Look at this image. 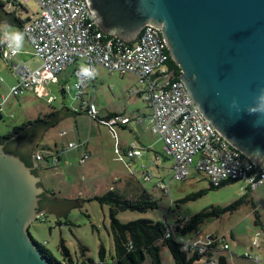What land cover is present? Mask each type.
<instances>
[{
	"label": "rangeland",
	"instance_id": "1",
	"mask_svg": "<svg viewBox=\"0 0 264 264\" xmlns=\"http://www.w3.org/2000/svg\"><path fill=\"white\" fill-rule=\"evenodd\" d=\"M0 1L5 5L6 12L14 13L24 22L40 14V6L36 0ZM8 24L23 31L19 25ZM3 30L4 25L0 23V32ZM12 61L7 62L0 56V136L8 134L14 127L49 114L53 109L80 110L71 78L68 80L71 93H67L66 96L63 95L61 84L58 82H49L44 86L50 90L46 96H43L42 91L40 93L26 91L17 96L11 94L13 87L18 85L20 77V74L16 73L17 69H13L14 64H17L18 68L30 69H36L42 64L41 60L34 56L33 48L26 36L22 51ZM64 75L65 72L59 76L60 79H63ZM94 77L88 95L98 110V118L105 120L107 116L121 115L131 120L127 126L121 123L115 126L121 142L137 143L132 131L136 128L148 140L157 142L154 150L162 159L163 144L157 141L150 129L151 108L149 111L140 96L131 95L132 90L141 89L144 85L139 84V80L130 74L110 73L105 69H99L98 75ZM137 118L143 121L137 124L135 123ZM136 124L139 126L136 127ZM62 131L67 132V135L59 136V132ZM70 141L74 144L86 142L87 149L91 150L87 161L81 163L78 149L69 148ZM36 146L35 152L43 157L39 162L41 174L39 177L42 183L40 185H43L55 199L64 200L67 204L59 217L45 214L33 221L29 232L33 240L50 251L57 260L64 263L62 248L64 243L70 257L79 264L83 262L90 264L89 260L99 262L101 245L106 249L107 260L111 261L114 245L110 209L107 205H101L95 197L102 196L109 190H115L133 198L145 190L158 201V208L145 213L120 212L117 218L121 222L149 219L167 222L173 227L177 221L190 219L203 209L210 207L226 209L243 199L244 204L236 210L204 222L198 230V235L197 232H193L184 238L188 241L205 239L207 235L224 238L229 249L215 253L216 264L222 256L227 259L228 264H264L243 258L244 253L250 251L255 239V231L261 230V226L255 224L254 208L264 224V184L254 192L247 190L241 181L211 189L206 175L194 169L190 170L187 179L171 182L173 173L169 169L173 161L166 159L162 160L161 177L164 183L169 185L170 194L165 195L157 186L158 172L152 167L149 159L143 157L130 162L131 159L125 156L126 152L120 148L125 162L119 161L114 151V139L108 127L97 120H90L85 113L65 118L57 126L42 133ZM57 151H60L59 163H56ZM127 163H131V168H128ZM143 164L148 167L146 170L152 173L150 181L144 180L145 171L141 168ZM202 190H206L204 195L194 200H185ZM82 248L86 250L84 257L81 256ZM161 257L163 264H174L171 254L165 247L162 248ZM142 264H151V258L146 256ZM199 264L211 263L203 257Z\"/></svg>",
	"mask_w": 264,
	"mask_h": 264
},
{
	"label": "water",
	"instance_id": "2",
	"mask_svg": "<svg viewBox=\"0 0 264 264\" xmlns=\"http://www.w3.org/2000/svg\"><path fill=\"white\" fill-rule=\"evenodd\" d=\"M88 2L101 30L124 41L135 40L146 25L159 27L180 80L204 117L243 156L264 165V123L254 126L264 117L247 111L264 89V0ZM233 100L237 107H231ZM74 115L61 111L63 119ZM42 133L27 131L8 149L34 147ZM38 167L36 160L30 167L0 144V264H51L29 228L41 214L59 217L67 202L43 193L41 178L33 173ZM42 195L53 205L40 211Z\"/></svg>",
	"mask_w": 264,
	"mask_h": 264
},
{
	"label": "built area",
	"instance_id": "3",
	"mask_svg": "<svg viewBox=\"0 0 264 264\" xmlns=\"http://www.w3.org/2000/svg\"><path fill=\"white\" fill-rule=\"evenodd\" d=\"M36 1L40 6V14L26 22L23 31L34 55L42 64L36 69L18 68V65H15L20 77L18 85L11 91L12 95L17 96L26 91L35 92L47 86L49 82L57 83L58 75L73 65H77L73 89L75 98L79 101L91 87L94 78L84 77L81 74L82 67L93 70L94 75L98 66L110 73L135 75L148 87L142 97L152 109L150 129L161 136L163 153L173 161L171 182L187 179L190 170L194 169L204 173L214 187H219L224 182L241 181L247 190L254 191L264 184V165L247 159L231 146L204 117L183 82L171 80L168 74L171 54L159 27L146 25L135 40L128 42L113 35L108 37L101 30L88 0ZM16 55L12 54L5 44L0 43V56L5 61H12ZM70 90L69 85L64 86L65 92ZM84 105L90 120L96 119L97 110L94 103L85 102ZM117 120L115 118L105 124L115 139V154L118 160L122 161L124 155L118 145L115 129ZM121 121L127 123L128 119L122 118ZM69 148L81 150L84 143H69ZM141 154V150L132 145L125 156L134 158ZM87 157L88 153L83 151L81 163H84ZM159 159L160 157L156 156L154 164H157ZM35 160L42 161V155L37 153ZM145 173L144 180L150 181L151 173ZM157 186L165 195L170 194V187L163 180L159 181ZM177 241L185 252L205 255L211 264H216L215 253L229 249L224 238L214 235L193 241L179 236ZM263 246L264 230H256L250 251H246L243 258L263 263Z\"/></svg>",
	"mask_w": 264,
	"mask_h": 264
},
{
	"label": "trees",
	"instance_id": "4",
	"mask_svg": "<svg viewBox=\"0 0 264 264\" xmlns=\"http://www.w3.org/2000/svg\"><path fill=\"white\" fill-rule=\"evenodd\" d=\"M4 7L5 5L0 1V10L4 13V16L0 15V20L19 25L23 28V25L28 22L29 19L24 22L16 17L14 13H7ZM1 17L3 18L1 19ZM108 37L111 36L108 35ZM168 69L171 80H180V68L171 57L168 61ZM110 118L112 117L109 116L105 120H109ZM62 120L61 111L53 109L49 114L39 117L35 121L14 127L8 134L0 136V143L9 140L16 142L17 139L15 137L18 138L30 130L41 129L44 133L48 129L57 126ZM11 145L13 144L11 143ZM5 151L8 152V147L5 148ZM36 154L35 152L34 159ZM38 171H40L39 167ZM233 182L236 181L224 182L219 187H214L210 184V187L211 189H218ZM205 192L206 190H202L197 194L187 197L185 200H194L196 197L204 195ZM95 200L101 205H107L110 209L114 255L111 261H108L106 249L101 245L99 249V262L89 260L90 264H142L146 256L151 258V264H163L161 257L163 247L168 249L174 264H199L201 259L206 256L198 253L185 252L182 249V245L177 241V238L179 236L185 237L193 232H198L200 226L204 222L214 218H220L222 214L232 212L244 204V200L241 199L226 209L217 207L206 208L190 219L177 221L175 225L171 227L167 222L162 221L138 219L123 223L117 218L120 212L131 211L145 213L149 210H156L158 208V201L148 191H141L136 197L132 198L125 194H120L115 190H109L102 196H96ZM255 209L256 208H254L255 224L261 225L260 216ZM36 245L51 264H79L70 257V253L64 243H62L63 254L65 256L64 263L57 260L53 254L46 250L41 244L36 242ZM85 252L86 250L82 248V257L85 256ZM83 264H86V262H83ZM217 264H228V261L222 256L219 258Z\"/></svg>",
	"mask_w": 264,
	"mask_h": 264
},
{
	"label": "crops",
	"instance_id": "5",
	"mask_svg": "<svg viewBox=\"0 0 264 264\" xmlns=\"http://www.w3.org/2000/svg\"><path fill=\"white\" fill-rule=\"evenodd\" d=\"M4 10H5V7H4ZM7 13H10V12H7ZM17 17V16H16ZM30 20V19H29ZM28 20V21H29ZM26 24V23H25ZM24 24V25H25ZM24 25H23V27H24ZM35 56V55H34ZM11 62H13V61H11ZM15 65H17V64H14L13 65V69L15 68ZM76 66L77 65H73V66H70V67H68V68H66L63 72H65V75L63 76L64 78L63 79H60V75L63 73H60L59 75H58V83L59 84H61V91H63L62 93H63V95H67V93H71V90L69 91V92H65L64 91V86L65 85H69L70 86V84L68 83L69 81V79L71 78L72 80H73V83H74V81H75V79H74V71H75V68H76ZM99 69H103L104 70V68L103 67H100V66H98L97 68H96V72H95V76L96 75H98V73H99ZM106 70V69H105ZM16 73H19L18 71H16ZM131 75V74H130ZM132 76H134V77H136L139 81H138V83L139 84H141V85H144L143 86V88H141V89H136V90H132L131 91V95H133V96H140L141 98H143L142 97V93L148 88L147 87V84L144 82V81H142L139 77H137V76H135V75H132ZM95 78V77H94ZM146 87V88H145ZM95 89V88H94ZM40 91H42L43 92V96H46L47 94H49V88H44V87H42V88H40V89H37L36 91H35V93H40ZM46 94V95H45ZM89 89L85 92V95L83 96V98H82V100H78L79 101V105H80V110L79 109H75L76 111H71V110H67V111H70V112H72V113H74V114H78V113H85L86 115H88L87 114V111H86V108H85V106L86 105H84L83 106V104L86 102V103H94L92 100H90V98H89ZM76 99V98H75ZM51 100V99H50ZM77 100V99H76ZM143 100H144V98H143ZM145 101V100H144ZM82 102H84L83 104H82ZM145 103H146V101H145ZM147 104V103H146ZM95 105V104H94ZM83 106V107H82ZM147 108L149 109L150 107H149V105L147 104ZM96 110H97V108H96ZM1 111V110H0ZM63 111V110H62ZM149 111H150V109H149ZM150 117H151V115H152V109H151V111H150ZM108 117V116H107ZM112 118H110L109 120H101V119H99L98 118V110H97V118L96 119H94V120H97V121H99V122H101V123H103V124H105V122L106 121H110V120H112V119H115V118H117L118 120H117V123H116V125H118V123H121V124H125L126 126L130 123V121L131 120H128V122L127 123H122V121H121V119L123 118V119H125L123 116H121V115H113V116H111ZM149 117V118H150ZM148 118V119H149ZM127 119V118H126ZM143 121V119H141V118H137V120H136V122L135 123H137V124H140L141 122ZM136 124V127L137 126H139V125H137ZM106 125V124H105ZM107 126V125H106ZM108 127V126H107ZM109 129V128H108ZM109 131H110V129H109ZM132 131H134V134H135V137H136V139H137V143L136 142H134V141H130V142H127V143H122L121 142V140H120V138H119V135H118V145H119V147L120 148H123V150H124V152H127V150L132 146V145H135V147H137L138 149H140L141 150V155L140 156H137V157H134V158H130L131 160H130V162L131 161H133V162H135L136 160H138V159H141V158H143V157H147L148 159H149V162H150V164L152 165V167L153 168H155L156 170H157V172H158V177H157V185H158V182L159 181H161V180H163L162 179V177H161V169L163 168L162 167V160L163 161H165L166 159H170V158H168L166 155H164V153H163V157H162V159L160 158L159 159V161H158V163L157 164H154V159H155V157L157 156V154H156V151L154 150V148H155V146H156V143L157 142H151L150 140H148L147 139V137H144L143 136V133H139V130L137 131L136 130V128H134V129H132ZM131 131V133H133ZM65 131H62V132H59V136H64V135H67V132H65V134H63ZM117 132V131H116ZM136 132V133H135ZM110 133H111V131H110ZM112 134V133H111ZM118 134V133H117ZM152 134L153 135H155L156 136V138H157V141H159V142H162V144H163V140H162V138H161V136L159 135V134H156V133H153L152 132ZM113 136V135H112ZM113 139H114V137H113ZM69 143H73L72 141H70ZM79 143H84V148L83 149H81V150H77L78 152H79V159H80V161H81V158H82V153H83V151H85L86 153H88V157H87V159H89V157H90V155H91V150H89V149H87V146H86V142L84 141H81V142H79ZM56 144V143H55ZM114 147H115V139H114ZM162 149H163V146H162ZM62 150L63 151H66V150H64L63 148H62ZM114 151H115V149H114ZM163 151V150H162ZM153 153V154H152ZM51 156H53L52 154H51ZM56 156H57V159H56V161H57V163H59V161H60V151L58 152H56ZM164 158V159H163ZM87 159L85 160V161H87ZM120 161V160H119ZM41 162V161H40ZM122 162H125V158H124V160H122ZM127 166H128V168H131V163H127L126 164ZM172 167V166H171ZM142 169H144V171L146 172L147 170V166L146 165H142V167H141ZM170 171H171V168L169 169ZM144 172V176H145V173ZM148 172V171H147ZM151 173V172H150ZM151 175H152V173H151ZM132 183V182H131ZM44 189H45V195H47V196H49V197H51V198H54L53 197V195H51L50 194V192L44 187ZM252 192H254V191H252ZM55 199V198H54ZM260 221H261V227H260V229L261 230H264V224H263V221H262V219L260 218ZM263 249H264V246H263Z\"/></svg>",
	"mask_w": 264,
	"mask_h": 264
},
{
	"label": "clouds",
	"instance_id": "6",
	"mask_svg": "<svg viewBox=\"0 0 264 264\" xmlns=\"http://www.w3.org/2000/svg\"><path fill=\"white\" fill-rule=\"evenodd\" d=\"M0 23L4 25V30L0 32V43L5 44L12 54H19L23 49L26 33L8 24L7 21ZM81 74L86 78H92L94 76V71L88 67H82ZM255 103V107L248 108V113L260 114L264 117V89L259 91V94L255 98ZM231 107H237V102L235 100H233ZM261 123H264V120H257L254 126H259ZM70 147H75V145H70Z\"/></svg>",
	"mask_w": 264,
	"mask_h": 264
},
{
	"label": "flooded vegetation",
	"instance_id": "7",
	"mask_svg": "<svg viewBox=\"0 0 264 264\" xmlns=\"http://www.w3.org/2000/svg\"><path fill=\"white\" fill-rule=\"evenodd\" d=\"M11 143L12 144H16L17 140H16V142L13 141V140L4 141V142H2L0 144L4 145V148H6V147L9 148ZM36 147L37 146L35 145L34 147L24 148L23 151L22 150H20V151H18V150L17 151H10L8 149V152L13 153V154L21 157L26 162V164H28L30 167H34V164H35L34 153H35V148ZM33 173H35L37 176L41 177V174H40V172L38 171L37 168L33 169ZM40 184H42V183H40ZM39 205H40V210H44V209H46L48 207H51L53 204H52V201H49V199L47 197L42 195L41 199H40V202H39Z\"/></svg>",
	"mask_w": 264,
	"mask_h": 264
}]
</instances>
